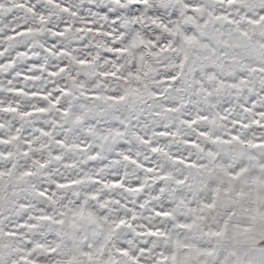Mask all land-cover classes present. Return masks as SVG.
<instances>
[{
  "label": "snow or ice",
  "instance_id": "snow-or-ice-1",
  "mask_svg": "<svg viewBox=\"0 0 264 264\" xmlns=\"http://www.w3.org/2000/svg\"><path fill=\"white\" fill-rule=\"evenodd\" d=\"M0 264H264V0H0Z\"/></svg>",
  "mask_w": 264,
  "mask_h": 264
}]
</instances>
